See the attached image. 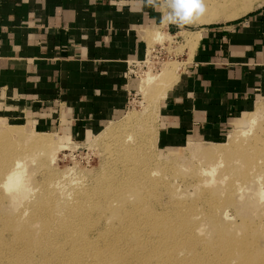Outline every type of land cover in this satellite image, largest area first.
I'll list each match as a JSON object with an SVG mask.
<instances>
[{"label": "rangeland", "instance_id": "374dc122", "mask_svg": "<svg viewBox=\"0 0 264 264\" xmlns=\"http://www.w3.org/2000/svg\"><path fill=\"white\" fill-rule=\"evenodd\" d=\"M253 1L252 10L231 20L160 26L148 57L134 68L136 91L118 117L125 115L86 138L39 129L31 121L0 119V264H45L40 240L74 220L75 213L81 218L78 238L90 240L98 230L106 239L115 237L106 242V252L113 242H121L116 236L125 231V215L141 222L151 217L163 230L173 228L168 231L179 236V244L171 254L160 260L149 255L144 264H205L226 252L219 247L238 246L243 238L253 252H264V98L218 140L163 149L156 139L159 103L177 80L185 55L191 56L198 31L243 20L264 7V0ZM18 159L21 181L7 190L4 172ZM151 236L157 240L158 232ZM88 245L80 263L100 264L90 253L93 243ZM14 246L19 253L11 252ZM240 254L233 250L225 255L234 264ZM125 259L117 249L106 255V264H124Z\"/></svg>", "mask_w": 264, "mask_h": 264}, {"label": "crops", "instance_id": "0c3cea01", "mask_svg": "<svg viewBox=\"0 0 264 264\" xmlns=\"http://www.w3.org/2000/svg\"><path fill=\"white\" fill-rule=\"evenodd\" d=\"M160 26L134 0H0V119L75 139L119 121ZM198 33L159 103V148L218 140L264 98V7Z\"/></svg>", "mask_w": 264, "mask_h": 264}, {"label": "bare ground", "instance_id": "6f19581e", "mask_svg": "<svg viewBox=\"0 0 264 264\" xmlns=\"http://www.w3.org/2000/svg\"><path fill=\"white\" fill-rule=\"evenodd\" d=\"M226 1L224 3L223 1L221 3L220 1L218 2L217 0L216 2L204 1L206 6V13L198 21H201L202 23H212V22L220 21L222 19L223 21L231 20L239 17L240 15L247 13L248 11L252 10V8L255 6V2L253 0H226ZM187 39L188 38H186V40ZM143 83L144 84L146 83L145 80L143 81ZM262 106L264 107V105ZM127 115L131 116V114H127ZM130 118L128 117L125 120L127 122H130L131 121ZM253 120L255 119L253 118ZM106 126H108V124ZM189 149L192 148L189 147ZM19 165H20L19 159L14 160L11 162L8 169L4 172V177H5L4 179L6 180L5 186L7 190L11 187H16L21 181L20 179L21 176L17 173V168L19 167ZM257 166L256 169L258 168ZM137 173H139L140 176L144 175L143 172L141 173L137 172ZM258 176L259 175H257L256 177ZM79 216L80 214L78 215V213H75L74 220L72 219L71 221H67L66 223H63L61 226H59V229L53 230L50 236L49 234L45 235L44 237H48L47 240H40L42 241V243L40 246H38V250L40 251V255L43 257L45 264H68L70 258L73 259L71 264H73L74 262H75L74 264L80 263L81 261L80 256L81 254H86V249L87 246H89L88 244L90 242L93 243V245L91 246L92 248L90 249V253L91 255H94L99 258L100 264H106V255L115 254L117 249L126 258L124 264H144L143 262L144 259L149 255L151 257L152 256L158 257L157 260H160L161 256L170 255L174 246L179 244L178 243L179 236L178 235H177L178 237L174 235L171 236L169 232V231L173 232V228L163 230L162 228L159 227L160 224L156 223V221H153L151 217L146 222H141L136 220L130 221L128 215H125L124 217L128 218L126 222L123 223V227H122L125 231L121 235L116 236L117 239H121V242L117 246L115 242H113L111 247H109L106 252V242L112 241L115 237L113 236L112 238L106 239V236L103 235L100 232V230H98L96 233L97 235H95L90 240L88 237L87 239L85 238L86 235L82 238L81 237L78 238L76 236L78 231L76 232L75 230L77 229L79 222H81L80 221L81 218ZM152 232H158L157 240H155L151 236ZM89 234H92V232L91 233L89 232ZM104 234H106V231ZM242 241L243 242L238 246H234V244H232V245H226L224 249L219 247V249L226 250V252L219 255L216 253L217 255L216 259L212 261L210 259H206L205 264H232L227 259V256L225 254L233 252V250H237V252L241 253L240 258L238 259L239 261H237L234 264H264V252L255 253L253 252V249H249V247H247V243H248L247 238H243ZM53 242H57L58 245L52 247L51 243ZM46 243L49 244L47 248L45 247ZM98 244H100V247H96ZM22 249L26 250L27 252L29 251L31 254L33 252L32 249H29L26 246L22 247ZM10 250L11 252L14 251L19 253V248H17L16 246L10 248ZM77 254H79L78 257ZM4 258L9 259L6 256H4ZM119 258L120 256L118 257V259ZM87 264H99V263L88 262ZM113 264H118V260ZM156 264H165V263L162 260L161 262H158ZM175 264H181V263L177 262Z\"/></svg>", "mask_w": 264, "mask_h": 264}, {"label": "clouds", "instance_id": "9594fccd", "mask_svg": "<svg viewBox=\"0 0 264 264\" xmlns=\"http://www.w3.org/2000/svg\"><path fill=\"white\" fill-rule=\"evenodd\" d=\"M140 10L152 8L160 12V23L183 28L194 24L206 13L204 0H134Z\"/></svg>", "mask_w": 264, "mask_h": 264}, {"label": "built area", "instance_id": "2783aa9c", "mask_svg": "<svg viewBox=\"0 0 264 264\" xmlns=\"http://www.w3.org/2000/svg\"><path fill=\"white\" fill-rule=\"evenodd\" d=\"M139 63H143V62H139ZM139 63H134L133 65H132V68H131V71H132V74H134V68L135 67H137L138 65H139Z\"/></svg>", "mask_w": 264, "mask_h": 264}]
</instances>
